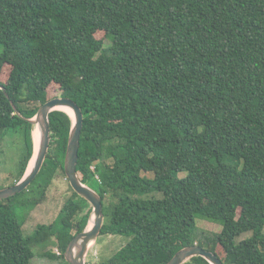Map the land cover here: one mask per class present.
<instances>
[{"label": "trees", "instance_id": "trees-1", "mask_svg": "<svg viewBox=\"0 0 264 264\" xmlns=\"http://www.w3.org/2000/svg\"><path fill=\"white\" fill-rule=\"evenodd\" d=\"M53 83L84 113L77 170L102 196L100 235L128 237L101 264H166L195 243L224 264H264V0H0V143L11 128L25 139L12 184L34 154L26 118ZM49 122L41 171L0 199V264H31L48 241L61 254L43 255L65 259L89 224L69 182L57 219L24 231L67 178L73 119L53 110Z\"/></svg>", "mask_w": 264, "mask_h": 264}, {"label": "water", "instance_id": "water-1", "mask_svg": "<svg viewBox=\"0 0 264 264\" xmlns=\"http://www.w3.org/2000/svg\"><path fill=\"white\" fill-rule=\"evenodd\" d=\"M0 88L4 89L2 86H0ZM14 107L16 113L21 115V112L15 104ZM64 108L71 110L73 115ZM53 110H64L69 113L73 119L64 160L66 177L73 189L92 204L89 224L84 231L79 232L69 242L65 251V259L70 264H89L86 261V255L90 246L100 236L105 216L102 196L96 189L81 179L77 170L84 113L82 108L72 98L62 95L53 97L39 107L34 117H25L29 122L34 124L37 129V137L34 136V154L22 178L12 185L0 188V199L8 198L27 189L41 171L50 146L49 114ZM89 225L91 226L89 227ZM195 255L204 257L211 264H224L216 252L206 249L197 243L186 245L179 249L166 264H183Z\"/></svg>", "mask_w": 264, "mask_h": 264}, {"label": "rangeland", "instance_id": "rangeland-1", "mask_svg": "<svg viewBox=\"0 0 264 264\" xmlns=\"http://www.w3.org/2000/svg\"><path fill=\"white\" fill-rule=\"evenodd\" d=\"M102 36L103 32L97 33V37ZM7 69H10V67ZM61 92L59 85L53 83L49 87L48 96H60ZM22 130L11 128L4 132L0 143V188L11 185L16 178L20 158L25 150V139ZM35 131L36 126L34 127ZM90 186L94 188L95 185L90 184ZM71 194L69 180L59 174L49 187L47 198L29 212L23 226L25 233H32L38 224L53 223L57 219L64 202ZM198 224L201 228L207 230L220 231L222 228L219 223L206 219H198ZM127 240L128 237L121 235H100L90 246L86 261L89 264L100 263L101 260L115 253ZM56 249H58L57 245L51 241L43 245H37L35 247L36 256L31 260V264H65L66 259L64 258L51 259L43 255V253L50 250L55 252Z\"/></svg>", "mask_w": 264, "mask_h": 264}, {"label": "bare ground", "instance_id": "bare-ground-1", "mask_svg": "<svg viewBox=\"0 0 264 264\" xmlns=\"http://www.w3.org/2000/svg\"><path fill=\"white\" fill-rule=\"evenodd\" d=\"M64 109H66V108H64ZM66 110H68L72 115H73V112L71 111V110H69V109H66ZM34 136L35 137H37V129H36V131L34 132ZM91 225H89V227H90Z\"/></svg>", "mask_w": 264, "mask_h": 264}, {"label": "built area", "instance_id": "built-area-1", "mask_svg": "<svg viewBox=\"0 0 264 264\" xmlns=\"http://www.w3.org/2000/svg\"><path fill=\"white\" fill-rule=\"evenodd\" d=\"M91 168H92V169H95L94 165H93ZM96 176H97V178H99V175H98V174H97ZM56 252H57L58 254H61V252H60L59 249H56Z\"/></svg>", "mask_w": 264, "mask_h": 264}]
</instances>
